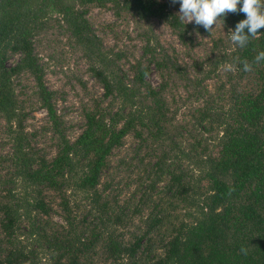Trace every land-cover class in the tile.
Returning <instances> with one entry per match:
<instances>
[{
    "label": "trees",
    "instance_id": "16d2710c",
    "mask_svg": "<svg viewBox=\"0 0 264 264\" xmlns=\"http://www.w3.org/2000/svg\"><path fill=\"white\" fill-rule=\"evenodd\" d=\"M93 7L133 19V35L123 27L108 42ZM179 10L0 0V264H264V27L241 47L230 36L245 13L207 31ZM199 37L209 44L197 54ZM77 54L80 73L66 63ZM48 61L75 77V121ZM37 108L39 124L28 120ZM129 137L133 153L114 158Z\"/></svg>",
    "mask_w": 264,
    "mask_h": 264
},
{
    "label": "rangeland",
    "instance_id": "374dc122",
    "mask_svg": "<svg viewBox=\"0 0 264 264\" xmlns=\"http://www.w3.org/2000/svg\"><path fill=\"white\" fill-rule=\"evenodd\" d=\"M89 13H90L91 20L94 24V27L98 29L99 33L102 36H104V38L108 39V42L113 40V38H112L113 32H117L119 34H122V36H123L125 34L122 30L123 27H124L125 32L128 31L129 34L133 35V33H132L133 28H134L133 27V25H134L133 19H131L128 22V24L126 25V24H124V22H120L121 20L117 19L116 16L113 15L111 10H108L105 8H99V7L91 8ZM157 26H158L159 31L161 32V37H162L163 41L165 43L170 42V43L176 45L178 50H179V44L173 38V36L170 34L169 30L162 27L161 24H157ZM198 39H199V44L197 47V51H198L197 54H200L207 49L209 42H208L207 37H204V38L199 37ZM130 42H134V40H130ZM49 51H50V49L47 47V49L45 50L44 53L41 52V53H43V59L44 60L46 58H48L47 53ZM181 55H182V53H181ZM14 61H15V59H13V58L10 59V62H14ZM48 62H49V66L47 68H50L53 64H56L52 61H48ZM66 63L70 64L72 66V69H74L76 73H80V72L84 71V69L86 68V61H84V59L78 57V54L76 55V57H74V56L70 57V60L66 59ZM66 67H67V64H65V62H64V64H56V72L53 74L51 73L49 75V77H47V78H48V81L51 82L52 86L66 89V93H64V94L67 96V98H66V100H61L63 103V106H64V107H62V109L64 112L66 111V113H67L65 117L68 121H75L78 118V110L76 108L77 107V98H76L74 92L78 88H77V85L75 86L74 89H72V86H70L71 82H75V79H74L75 77L71 76L70 72H68L66 70ZM60 68H62L63 71ZM81 77L84 80H87L88 86L90 87L91 91L101 92V89L99 88V86H97V84L94 82V80L92 78H90L89 75H87L84 72V74L81 75ZM65 79L68 80V83L67 82L65 83ZM149 79L153 83H157V81H158L157 75L155 72H152ZM207 83H208L207 86L212 90L214 87L213 83L210 80H208ZM181 93L184 94V91L182 90ZM59 108H60V106H59ZM30 114H32L31 116H33V117L32 118L30 117L28 119L29 122H33V123H37V124H39V122H41V121H44L46 116H47L46 110L43 108L34 109L31 111ZM135 146H136V140L129 137L126 140L125 145L122 147L121 152L116 154L113 157L116 158L118 155H125V157L128 158L133 153V148H135ZM135 162H136V159H135ZM127 171H129L127 168L126 169H122V168L119 169L120 174L126 173ZM132 174H136V172H133ZM53 220L63 223V220L61 219L59 214H54ZM54 227H56V226H54ZM50 228H51V226H50ZM22 231H25L24 227L22 228Z\"/></svg>",
    "mask_w": 264,
    "mask_h": 264
},
{
    "label": "clouds",
    "instance_id": "9594fccd",
    "mask_svg": "<svg viewBox=\"0 0 264 264\" xmlns=\"http://www.w3.org/2000/svg\"><path fill=\"white\" fill-rule=\"evenodd\" d=\"M175 2V0H173ZM179 13L209 31L222 19L227 12L241 11L246 15L239 19L231 29L230 39L239 46L247 44L250 36L255 35L264 27V0H179ZM256 61L264 60V49L255 56ZM245 70L251 69V64L243 62Z\"/></svg>",
    "mask_w": 264,
    "mask_h": 264
}]
</instances>
